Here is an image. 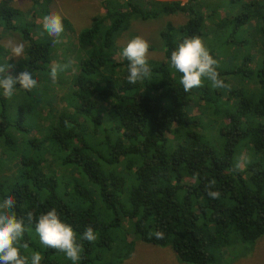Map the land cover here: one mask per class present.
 Masks as SVG:
<instances>
[{
	"label": "trees",
	"instance_id": "16d2710c",
	"mask_svg": "<svg viewBox=\"0 0 264 264\" xmlns=\"http://www.w3.org/2000/svg\"><path fill=\"white\" fill-rule=\"evenodd\" d=\"M12 1L0 0V30L19 29L26 50L10 74L27 70L35 88L46 78L55 83V95L62 90L58 105L41 112L16 102L35 88L16 85L11 99L0 95V154L11 157L1 159L0 200L16 201L12 212L24 221L27 252H39L41 264H73L42 246L35 232L38 217L55 209L83 246L79 264H121L136 240L172 247L188 264H221L214 252L223 249L224 264L247 255L264 236V0H231L240 12L220 19L213 5L206 17L200 0H150L148 7L102 0L106 11L78 34V66L59 71L55 80L49 72L63 65L67 50L40 37L41 23L35 32L18 24L23 13ZM179 12L190 18L182 25L167 21L164 58L148 59L151 79L129 84L119 37L133 20ZM64 25L71 29L66 18ZM193 36L218 61L227 87L214 89L205 79L183 90L170 57ZM193 104L199 114H192ZM210 181L218 199L207 194ZM88 226L95 242L81 239Z\"/></svg>",
	"mask_w": 264,
	"mask_h": 264
},
{
	"label": "clouds",
	"instance_id": "9594fccd",
	"mask_svg": "<svg viewBox=\"0 0 264 264\" xmlns=\"http://www.w3.org/2000/svg\"><path fill=\"white\" fill-rule=\"evenodd\" d=\"M43 29L52 36L57 37L55 44H60L58 39L64 32V25L60 15L49 13L42 17ZM6 48L11 52L12 57L20 58L24 53L23 43L9 41ZM149 43L140 36L133 38L123 49L122 56L129 61L127 81L135 85L138 81L151 79L152 69L148 63ZM71 66L68 62L62 66L56 65L51 68V78L55 80L59 71L67 70ZM170 66L176 72L181 73L180 84L187 93L194 88L201 87L206 79L214 89L224 88L228 85L220 77L218 61L210 54L204 41L193 36L181 42L177 49L172 51ZM11 65H0V95L11 99L14 95L16 85L31 91L37 86V80L32 74L25 70L17 76L10 74ZM240 167L239 163L236 165ZM215 181H210L207 187V194L212 199H218L219 191H213ZM16 201L11 197L0 200V264H41L42 256L35 252L28 256L23 255L21 250H27L29 245L24 242L25 224L23 219H18L12 212ZM33 213H28V220L31 223ZM35 232L39 237L40 244L46 248L64 253L73 264H79L83 246L77 242L76 234L71 225L63 222L55 209L48 211L38 217L35 224ZM153 235L163 238V233L156 231ZM82 240L95 242L97 234L92 226H88L81 236Z\"/></svg>",
	"mask_w": 264,
	"mask_h": 264
},
{
	"label": "rangeland",
	"instance_id": "374dc122",
	"mask_svg": "<svg viewBox=\"0 0 264 264\" xmlns=\"http://www.w3.org/2000/svg\"><path fill=\"white\" fill-rule=\"evenodd\" d=\"M13 0L12 3L14 6L19 8L23 16H17L16 19L18 24L22 23L23 25L28 26L31 24L30 30L35 32L37 28L36 23H41V28L38 29V32L41 33L40 37L44 39H53V42L57 37L49 35L44 29L42 24V17L49 13H56L61 16L62 22L64 25V19L66 18L70 24L71 29L67 30L64 25V32L62 35L66 37L61 40L60 45L67 50L68 53L64 54L62 57L63 65L71 62L73 68L77 67L79 61H75L77 57H80V49L76 51L75 46L78 48V34L87 29L91 23L94 16L104 13L106 9L103 6L102 0ZM137 1L140 5L150 6V0H134ZM159 4H164L172 0H154ZM186 0H184L185 2ZM199 2H204L200 7L201 12L206 15V17L211 12L209 9L213 5L215 10L214 19H220L228 16L229 14L239 13L241 10V5H233L231 0H200ZM185 13H176L171 15H163L156 19L152 20H143L136 19L131 23L130 28L125 31L118 39V44L121 46H127V44L135 37L140 36L149 43V60H160L164 58V51L162 47L161 32L165 28V25L168 20H172L176 25H182L189 19ZM23 19V20H22ZM36 36V35H35ZM39 37V36H38ZM9 41L13 43H23L24 53H25V41L21 35L20 30H0V51L3 53L1 57V65L6 66V61L11 62L13 65L12 68H18L19 61L24 57L20 58L12 57L11 52L6 48V45ZM150 47H153L150 49ZM238 49H235L237 51ZM58 52L56 51L55 55ZM70 54H72L70 56ZM115 57L118 60H122L120 51L116 52ZM4 58V64L2 62ZM52 64V63H51ZM55 65V62H54ZM12 75H16V70L12 71ZM50 73V72H49ZM48 77H51L49 74ZM55 83H50L46 78L40 80V87L35 88L33 92L34 95L28 96L25 93H22L20 100L16 102H25L27 109L31 107L37 112L45 111L50 106L56 107L58 105V97L61 95V88H58V91L55 95ZM34 89V88H33ZM29 106V107H28ZM197 104H193L191 108L192 114H199V110L196 108ZM19 113L15 116L18 117ZM37 117L36 114H33L31 118ZM38 119V118H37ZM17 135V134H16ZM6 158H11L9 153L0 154V169H3L4 165L1 162L6 161ZM2 159V160H1ZM7 169V168H5ZM4 169V170H5ZM5 172V171H4ZM8 173V172H6ZM131 239H135L134 235L130 236ZM254 244V243H253ZM250 244L249 248L252 246V250L245 256L241 257L240 260L236 262H229L230 264H264V236L261 237L254 245ZM132 255L125 259L121 264H188L182 263L179 261L177 254L172 247L167 246H155L143 241H135L133 245ZM226 249L221 251L214 252L218 259L226 263L225 254ZM23 255L31 257L30 253L27 250H21ZM213 252V251H212Z\"/></svg>",
	"mask_w": 264,
	"mask_h": 264
}]
</instances>
